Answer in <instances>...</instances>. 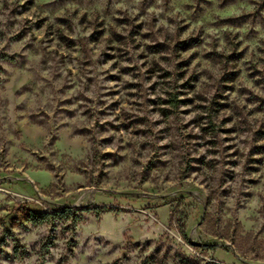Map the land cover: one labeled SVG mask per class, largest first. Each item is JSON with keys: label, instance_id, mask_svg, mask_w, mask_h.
Returning <instances> with one entry per match:
<instances>
[{"label": "rangeland", "instance_id": "374dc122", "mask_svg": "<svg viewBox=\"0 0 264 264\" xmlns=\"http://www.w3.org/2000/svg\"><path fill=\"white\" fill-rule=\"evenodd\" d=\"M0 264H264V0H0Z\"/></svg>", "mask_w": 264, "mask_h": 264}, {"label": "trees", "instance_id": "16d2710c", "mask_svg": "<svg viewBox=\"0 0 264 264\" xmlns=\"http://www.w3.org/2000/svg\"><path fill=\"white\" fill-rule=\"evenodd\" d=\"M32 221L34 224H40L41 221H43V216L42 217H34Z\"/></svg>", "mask_w": 264, "mask_h": 264}]
</instances>
